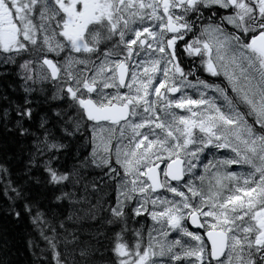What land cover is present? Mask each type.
Returning a JSON list of instances; mask_svg holds the SVG:
<instances>
[{"label":"snow or ice","instance_id":"1","mask_svg":"<svg viewBox=\"0 0 264 264\" xmlns=\"http://www.w3.org/2000/svg\"><path fill=\"white\" fill-rule=\"evenodd\" d=\"M11 67L26 93L29 82L50 81L79 113L58 136L43 118L36 131L25 127L34 115L27 96L0 109V136L31 138L20 145L21 183L0 164V195L15 221L27 216L52 233L56 264H264V0H0V68ZM84 125L91 151L65 170L61 154ZM93 166L107 169L100 182L115 184V203L91 204L78 189ZM48 187L58 194L45 207ZM65 200L67 216L58 211ZM81 201L90 206L74 208ZM101 215L86 241L67 227ZM141 216L152 221L146 237L140 228L130 238L127 227L104 231ZM169 232L181 235L169 241ZM61 233L72 236L70 260L58 251Z\"/></svg>","mask_w":264,"mask_h":264},{"label":"trees","instance_id":"2","mask_svg":"<svg viewBox=\"0 0 264 264\" xmlns=\"http://www.w3.org/2000/svg\"><path fill=\"white\" fill-rule=\"evenodd\" d=\"M22 81L16 75V69L14 67L9 68L8 74H4V70L0 68V109L7 107L8 103L15 101L16 103H23L25 96L32 101V107L34 109L33 119L31 121L25 120V127H31L32 131H36L43 118L47 122V126L50 130L54 131L58 136L62 135V128L71 126L74 120L79 117V113L75 107L69 106V101L66 97L56 95L52 88H35L32 92L26 93L21 86ZM7 97V101L3 99ZM10 119L14 122L16 119V113L14 110L9 112ZM84 134L79 131L74 137H70L67 140L68 151L61 154L60 166L65 170H70L72 165L76 163L75 157L77 155L83 159L87 156L90 151L87 150V143ZM31 138L28 140H13L9 137L5 140L3 136H0V144L7 145V151L0 149V164H5L11 173L10 179L15 181V184H19L24 179L23 167L27 157L24 155L25 150L20 148V145L30 144ZM97 167H90L83 170V177L77 186L81 192L87 190V195L90 196L91 204L106 205L109 202L115 203V184L112 183L110 187L105 180L104 184H101L100 178L103 177L104 172ZM42 169H33L32 175H41ZM41 179H43L41 175ZM85 180L95 182L100 191L94 192L90 184H85ZM27 190V188L25 189ZM65 191L68 189L65 188ZM3 191V183H0V193ZM44 192L45 188L33 189V192ZM73 192L77 191V188L72 189ZM47 195L44 199V206H49V202L53 200V195L58 194V190L48 187L46 189ZM23 201H17L15 206L18 209L23 208ZM59 202L53 203L51 206H56ZM10 202L7 198L0 195V255H6L9 264H56V261L52 259V250L48 245L46 236H51L52 233L45 230L43 234L39 229L34 228L27 216L17 222L7 213V208ZM89 204L81 201L79 204L74 205V208L84 209L89 207ZM69 202L67 200L60 204L58 211H61L64 216L68 215ZM132 207V205H131ZM131 207L128 208L129 214H131ZM79 214V213H78ZM106 217L101 215V219L95 222L89 219H82L79 223L67 222V227L80 228L79 239L81 242L86 241L89 235H95V232L101 231L100 228L95 227L96 225H102L103 220ZM146 222L147 217L141 216L139 218L128 219L126 225L124 222L116 224L115 227L109 226L105 228L110 236L113 232L118 231L121 227H127L129 229L128 237L130 238L132 233L131 230L140 228L146 235ZM102 243H106V237H97ZM59 241L58 251L61 253V259H71L72 249L75 247L72 241L71 235L57 236ZM7 244V253H4L3 246Z\"/></svg>","mask_w":264,"mask_h":264},{"label":"flooded vegetation","instance_id":"3","mask_svg":"<svg viewBox=\"0 0 264 264\" xmlns=\"http://www.w3.org/2000/svg\"><path fill=\"white\" fill-rule=\"evenodd\" d=\"M189 38H191V37H189ZM101 51H103V49H101ZM181 54H182V53H181ZM53 58H55L54 54H53ZM58 59H59L60 61H63L64 57H63V56H60ZM197 63H198V61H197ZM184 66H185V69H186V70H187L188 68H191V67H192V62H191V60L188 59L187 57H185ZM197 75H200V77H201L202 79H207V78H208V74H206V73H202V70H201L200 73H197ZM195 78H196L195 76L190 77V79H193V80H195ZM222 80H223V77H220V79H218V80H213L212 82H214V83H220ZM28 87L32 88L33 90H34L35 88H43V87H45V88H52L53 91H54V93H55L56 95H61V94L59 93V91H58V87H57V86H54L50 81H49V82H46V83H43V84H37V85H33L31 82H29ZM64 97H65V96H64ZM178 111H179V110H178ZM86 126H87V125H84V126L81 128L80 131L84 134L83 137H85V139H86L87 150L90 151V145H91V143L89 144V142H88V141H89V134H88V130L85 129Z\"/></svg>","mask_w":264,"mask_h":264},{"label":"rangeland","instance_id":"4","mask_svg":"<svg viewBox=\"0 0 264 264\" xmlns=\"http://www.w3.org/2000/svg\"><path fill=\"white\" fill-rule=\"evenodd\" d=\"M29 84V83H28ZM78 118V117H77ZM83 127V126H82ZM85 129L86 130H88V134H89V144L91 143V132H90V130L88 129V127L86 126L85 127ZM90 151H91V145H90ZM222 153L223 152H225L226 150H220ZM202 155H204V160H203V162L204 163H207L208 162V159H209V156L207 155V154H202ZM113 164H114V160H113ZM114 166H115V164H114ZM232 170H236L235 169V167L234 166H229ZM100 169V168H99ZM104 169H106V168H104ZM107 170V169H106ZM196 175H200V172L199 171H197V173H196ZM161 195H163V193H161ZM132 207H135V205L133 204L132 205ZM132 207H131V209H132ZM147 217V216H146ZM152 224V221H151V219L149 218V217H147V222H146V235H147V232H148V225H151ZM187 227H188V225H186ZM189 228V227H188ZM189 230H192V229H190L189 228ZM180 233L179 232H175V233H173V232H169L168 233V236H167V239L169 240V241H175L177 238H179L180 237ZM184 242L185 243H187L188 242V240H187V238H185V240H184ZM177 251H179V248H177L176 249ZM165 264H169V260H168V258H165ZM176 264H191V260L189 259V260H184L183 258H181L180 260H178L177 262H176Z\"/></svg>","mask_w":264,"mask_h":264},{"label":"water","instance_id":"5","mask_svg":"<svg viewBox=\"0 0 264 264\" xmlns=\"http://www.w3.org/2000/svg\"><path fill=\"white\" fill-rule=\"evenodd\" d=\"M192 229H199V228H197L196 226H193V225H191L190 223L188 224ZM207 238L205 237V240H206Z\"/></svg>","mask_w":264,"mask_h":264}]
</instances>
